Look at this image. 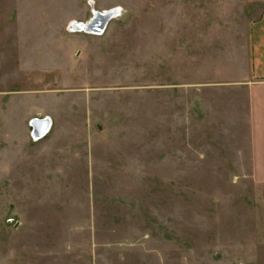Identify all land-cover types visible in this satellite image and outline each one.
I'll return each instance as SVG.
<instances>
[{
	"label": "rangeland",
	"instance_id": "374dc122",
	"mask_svg": "<svg viewBox=\"0 0 264 264\" xmlns=\"http://www.w3.org/2000/svg\"><path fill=\"white\" fill-rule=\"evenodd\" d=\"M263 8L0 0V264H264V169L232 86ZM116 9L101 35L70 28Z\"/></svg>",
	"mask_w": 264,
	"mask_h": 264
},
{
	"label": "crops",
	"instance_id": "0c3cea01",
	"mask_svg": "<svg viewBox=\"0 0 264 264\" xmlns=\"http://www.w3.org/2000/svg\"><path fill=\"white\" fill-rule=\"evenodd\" d=\"M246 34V68L242 77L234 81L232 86L246 92L245 121L248 125L250 167L256 171L264 169V10L256 20L251 21Z\"/></svg>",
	"mask_w": 264,
	"mask_h": 264
},
{
	"label": "water",
	"instance_id": "95a60500",
	"mask_svg": "<svg viewBox=\"0 0 264 264\" xmlns=\"http://www.w3.org/2000/svg\"><path fill=\"white\" fill-rule=\"evenodd\" d=\"M102 12H93L92 18L86 22V23H78V22H72L70 26L73 30L77 32H83L85 34H93V35H101L103 31L105 30L106 26L108 25V22L119 16L120 9H117L116 11H109L104 16H101ZM51 120L48 117L42 118V119H32L30 122L31 127V135L32 137L37 140L42 138L45 134H47L50 131L51 128Z\"/></svg>",
	"mask_w": 264,
	"mask_h": 264
},
{
	"label": "bare ground",
	"instance_id": "6f19581e",
	"mask_svg": "<svg viewBox=\"0 0 264 264\" xmlns=\"http://www.w3.org/2000/svg\"><path fill=\"white\" fill-rule=\"evenodd\" d=\"M116 10H117V9H116ZM116 10H110V11H116ZM107 12H109V11L102 12L100 17L102 18V16H104ZM111 20H112V19H111ZM111 20H110V21H111ZM110 21H109V22H110ZM109 22H108V23H109ZM72 32H73V31H72ZM45 136H46V134H45L44 136H42V138H44ZM42 138H40V139H42Z\"/></svg>",
	"mask_w": 264,
	"mask_h": 264
},
{
	"label": "built area",
	"instance_id": "2783aa9c",
	"mask_svg": "<svg viewBox=\"0 0 264 264\" xmlns=\"http://www.w3.org/2000/svg\"><path fill=\"white\" fill-rule=\"evenodd\" d=\"M120 15V14H119ZM70 28L72 29V27L70 26ZM73 30V29H72ZM73 31H75V30H73ZM77 32V31H76ZM31 128V127H30ZM32 130V129H31ZM31 137H32V135H31ZM32 139H33V141H38L39 139H37V140H35L33 137H32Z\"/></svg>",
	"mask_w": 264,
	"mask_h": 264
}]
</instances>
